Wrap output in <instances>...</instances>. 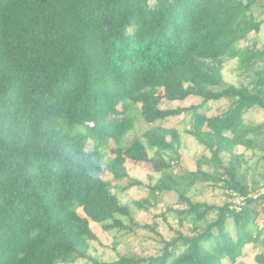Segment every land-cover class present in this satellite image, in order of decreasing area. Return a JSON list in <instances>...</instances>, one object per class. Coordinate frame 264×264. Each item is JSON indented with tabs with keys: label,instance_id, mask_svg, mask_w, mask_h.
Segmentation results:
<instances>
[{
	"label": "trees",
	"instance_id": "16d2710c",
	"mask_svg": "<svg viewBox=\"0 0 264 264\" xmlns=\"http://www.w3.org/2000/svg\"><path fill=\"white\" fill-rule=\"evenodd\" d=\"M256 1L0 0V264H234L246 245L264 247V195L229 208L230 192L264 184L249 180L235 150L261 146L264 157V121L246 117L264 111V45L249 42L263 22ZM224 55L238 59L247 84L225 82ZM159 94L201 102L161 107ZM209 101L225 107L199 111ZM179 115L202 147L193 170L181 167L178 129L155 124ZM137 119L147 127L128 138ZM122 159L151 170L147 194L131 203L104 177L126 179L122 191L142 186ZM198 184L224 200L193 199ZM170 191L182 206L156 215L169 236L156 221H132V207L148 211ZM92 224L148 229L160 246L100 260L88 254Z\"/></svg>",
	"mask_w": 264,
	"mask_h": 264
},
{
	"label": "rangeland",
	"instance_id": "374dc122",
	"mask_svg": "<svg viewBox=\"0 0 264 264\" xmlns=\"http://www.w3.org/2000/svg\"><path fill=\"white\" fill-rule=\"evenodd\" d=\"M253 11L256 16L263 20L259 32H251L249 34V42H252L253 45L261 47L264 45V0H257L253 5ZM222 64V75L225 82L230 84H247L251 77L248 74H245L240 70L238 66V59L230 56L224 55L220 57ZM258 67V66H257ZM158 104L161 107H175V106H188L190 104H198L201 102L199 97H188L183 101H173L168 102L163 100L161 94L157 96ZM225 107L223 101H209L207 104L201 105L199 111L205 112L210 115L217 110ZM246 117L255 122L264 121V111L260 108H253L247 114ZM156 125L163 127H175L178 129L182 139L181 147V167L188 170L195 169L196 157L199 153L202 152V147L198 145L193 138L188 135L185 130L188 127V117L185 115H179L175 117H168L162 120L155 122ZM136 128L133 132L128 135V138H131L133 135H140L141 132L147 127V125L141 119H137ZM91 140L88 142V146L91 144ZM115 146V143L110 140L105 144L104 151L106 157H111V149ZM238 152H245V155L248 159V164L250 165L249 170V180L251 178L256 179L259 183L264 181V157H262L261 146H257L254 152L251 150H244L242 146L235 148ZM264 151V149H263ZM121 163L126 166V170L129 177H134L140 179L143 182L142 186H132L125 191L120 190V187L125 184L126 179L116 181L112 178L110 173H105L104 177L111 180L112 191L118 196V199L121 203H131L133 200L140 199L147 194L146 184L149 182L148 174L151 173L150 166L148 163H133L128 159H122ZM155 177L157 174L154 175ZM198 184L192 191L190 195L195 200L203 199H213L218 203H221L224 200V197L219 195L214 197L212 191L209 188L200 187ZM159 202L155 207L150 208L148 211L137 210L135 207H132V221L139 224L144 223H153V221L158 222V230L162 232L165 236L171 234L170 231L162 224L160 218L156 217L158 213L166 208V206L171 207H181L182 205L178 202L177 193L174 191L163 192L159 196ZM119 217V216H118ZM124 224H130L129 220L120 217ZM133 231H116L112 230L105 232L97 224H92L93 231L97 234L98 240L91 241L90 247L88 249V254L92 257L98 258L100 260H111L117 256V254H138L144 255L149 254L159 248L156 236L148 229L136 228L134 225ZM264 238V231L261 235ZM260 252L264 255V247L260 242L258 246H253L248 244L244 247L243 255L237 259L234 264H264L258 263L256 260V255ZM86 259L80 258L71 263H61V264H85ZM229 264V263H227Z\"/></svg>",
	"mask_w": 264,
	"mask_h": 264
},
{
	"label": "built area",
	"instance_id": "2783aa9c",
	"mask_svg": "<svg viewBox=\"0 0 264 264\" xmlns=\"http://www.w3.org/2000/svg\"><path fill=\"white\" fill-rule=\"evenodd\" d=\"M264 195V184L259 185L254 190L249 191L247 194H239L230 192L229 194V208L239 210L244 205L247 198H257Z\"/></svg>",
	"mask_w": 264,
	"mask_h": 264
}]
</instances>
